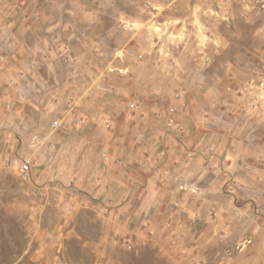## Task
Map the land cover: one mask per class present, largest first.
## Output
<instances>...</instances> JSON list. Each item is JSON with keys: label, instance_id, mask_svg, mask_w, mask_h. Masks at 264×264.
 <instances>
[{"label": "crops", "instance_id": "0c3cea01", "mask_svg": "<svg viewBox=\"0 0 264 264\" xmlns=\"http://www.w3.org/2000/svg\"><path fill=\"white\" fill-rule=\"evenodd\" d=\"M21 4L6 2L2 7L11 10L0 17V23L13 26L0 56V72L8 74L0 80V166L13 164V153H20L21 163L27 154L35 153L30 176L34 165H42L48 176L53 168L74 161L73 167L90 169L92 188L103 208L132 221L145 217L152 223L165 201L181 200L182 209L172 207V211L205 219L210 216V222L205 223L210 232L230 227L236 238L232 240L238 241L242 252L247 248L252 264H264V112L243 99L232 103L235 110H217L214 100L219 90L214 85L199 96L197 111L185 107L188 97L169 99L170 60L162 59L159 66L158 51L143 41L137 27L139 18L130 17L134 27L128 25L126 16L101 8H112L111 3L29 0ZM16 8L25 10L17 11L16 16ZM36 9L42 13L36 14ZM17 23L22 25L20 33L13 32ZM35 24L39 31L34 30ZM61 52L77 62L91 56L93 63L80 69L69 64L62 70L55 60ZM97 63H102L104 77L97 74ZM26 64L42 75V88H62L47 76L58 72L59 80L70 77L65 87L85 86L87 93L92 89L87 103L100 101L103 110L86 114L76 109L84 102L78 92H72L65 103L59 102L67 109L61 116L54 114L48 131L41 135L20 130L24 116L12 102L17 87L14 75L24 72L22 65ZM115 75L117 86L112 85ZM114 86L119 91L112 93ZM221 102L226 104V100ZM117 118L121 134L112 142L105 136L113 134L111 126ZM55 121L61 126L55 127ZM66 132L73 141H66ZM40 153L42 159L38 160ZM141 186L145 193H139ZM135 200L140 201L136 206ZM185 232H190L186 226L181 233ZM207 235L205 230L198 245L207 246Z\"/></svg>", "mask_w": 264, "mask_h": 264}, {"label": "rangeland", "instance_id": "374dc122", "mask_svg": "<svg viewBox=\"0 0 264 264\" xmlns=\"http://www.w3.org/2000/svg\"><path fill=\"white\" fill-rule=\"evenodd\" d=\"M25 1L29 0H0V17L11 10L8 6L2 7L6 2L22 5ZM75 1L90 5L111 3L112 8H101L113 14L121 13L133 27L129 18H139L137 27L143 41L146 39L158 51L159 66L164 59L170 60L167 65L173 74L167 73L172 79L169 99L183 101L188 97L190 101L185 107L197 111L199 96L209 85H214L219 90L214 100L217 110H235L232 103L243 99L245 104L264 112V0ZM23 10L16 8L14 13ZM34 12L41 14L42 9ZM21 26L14 24L13 32L20 33ZM10 27L13 26L0 23V56L6 49ZM35 28L39 31V25L35 24ZM65 41L68 45V40ZM91 59V56L84 57L77 62L64 52L55 58L62 70L69 64H77L78 69L91 66ZM101 64L97 74L104 77ZM26 65H22L24 72L16 71L14 75L17 87L12 102L21 108L24 116L20 130L41 135L42 131H48L56 118L54 114L61 116L67 109V105L59 102L65 103L72 92H78L77 96L84 102L76 109L86 114L103 110L100 101L87 103L92 89L88 93L85 86L69 89L65 86L70 77L59 80L58 72L51 75L48 72L47 76L54 85L60 82L62 88H42V75L38 76L32 66ZM7 77V72H0V80ZM112 81L117 86L118 76H112ZM115 86L111 88L112 93L119 91ZM222 100L226 104H219ZM112 127L113 134H107L105 139L111 138L113 142L121 134L120 118ZM69 135L65 133L66 141H73ZM19 155L13 153V164L0 166V264H252L247 248L242 252L238 241L232 240L235 237L230 227L210 232L205 224L210 222V216L205 219L172 211V207L182 209L181 200L175 201L177 204L165 201L152 223L145 217L136 221L118 218L117 212L113 215L99 203L101 198L95 196L90 169L73 167L74 161H71L70 166L53 168L47 176L42 165H34L32 175L24 177L17 170L21 164ZM38 156V160L42 159V153ZM227 190L230 191L229 187ZM139 193H145L144 186L139 188ZM139 202L135 200L133 205ZM185 226L190 232L181 233ZM205 230L210 239L206 247L198 245Z\"/></svg>", "mask_w": 264, "mask_h": 264}, {"label": "built area", "instance_id": "2783aa9c", "mask_svg": "<svg viewBox=\"0 0 264 264\" xmlns=\"http://www.w3.org/2000/svg\"><path fill=\"white\" fill-rule=\"evenodd\" d=\"M82 121H80L81 123ZM54 126L55 127H59L61 126V123H59L58 121L54 122ZM41 145H43V143H40ZM39 147L37 148V151H39ZM35 153H33L34 156ZM31 154H27L23 160L21 165L18 167V173L24 177H29L30 176V172H31V165H32V161L35 160V158L33 157Z\"/></svg>", "mask_w": 264, "mask_h": 264}]
</instances>
